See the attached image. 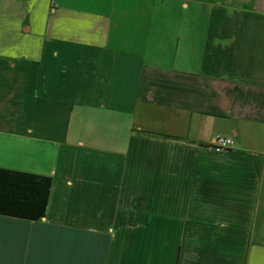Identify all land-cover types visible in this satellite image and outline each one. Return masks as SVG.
<instances>
[{
  "label": "crops",
  "instance_id": "0c3cea01",
  "mask_svg": "<svg viewBox=\"0 0 264 264\" xmlns=\"http://www.w3.org/2000/svg\"><path fill=\"white\" fill-rule=\"evenodd\" d=\"M0 168V264H264V0H0Z\"/></svg>",
  "mask_w": 264,
  "mask_h": 264
},
{
  "label": "trees",
  "instance_id": "16d2710c",
  "mask_svg": "<svg viewBox=\"0 0 264 264\" xmlns=\"http://www.w3.org/2000/svg\"><path fill=\"white\" fill-rule=\"evenodd\" d=\"M52 177L0 168V215L39 221L46 215Z\"/></svg>",
  "mask_w": 264,
  "mask_h": 264
},
{
  "label": "built area",
  "instance_id": "2783aa9c",
  "mask_svg": "<svg viewBox=\"0 0 264 264\" xmlns=\"http://www.w3.org/2000/svg\"><path fill=\"white\" fill-rule=\"evenodd\" d=\"M233 144H234V141L230 137H217L214 140L212 147L216 151H223V150L231 148Z\"/></svg>",
  "mask_w": 264,
  "mask_h": 264
}]
</instances>
